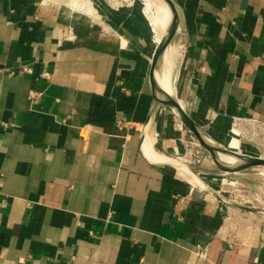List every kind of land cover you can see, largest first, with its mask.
Instances as JSON below:
<instances>
[{"label":"crops","instance_id":"0c3cea01","mask_svg":"<svg viewBox=\"0 0 264 264\" xmlns=\"http://www.w3.org/2000/svg\"><path fill=\"white\" fill-rule=\"evenodd\" d=\"M174 1L186 114L210 136L264 124V0ZM73 16L0 0V264H264L262 209L144 153L142 126L154 119L157 154L182 127L166 112L156 129L139 23L125 17L121 41Z\"/></svg>","mask_w":264,"mask_h":264},{"label":"rangeland","instance_id":"374dc122","mask_svg":"<svg viewBox=\"0 0 264 264\" xmlns=\"http://www.w3.org/2000/svg\"><path fill=\"white\" fill-rule=\"evenodd\" d=\"M64 1L65 0H61V2H57L61 4V5L59 4L58 6L57 4L50 5V3H47L46 0H42V3H44V5H46L47 3L48 7H51L54 13L59 14L61 12L63 14L69 15L68 11L71 12V10H69L68 7L66 6H62L64 5L63 4ZM130 2H133L131 7L129 5L130 4L129 1L127 0H89V2L87 3H90L88 6L91 7V11L93 12L91 16L84 13L80 14V12H72L70 15H72V17H74L73 15L79 16L80 19L79 22H81L82 24L85 23L89 25L91 27L90 29H94V27H96V29L101 30V32L104 35H109L117 39H120L119 37L120 35L122 36L121 30L119 29L120 22L125 17L132 16L134 17L133 19L135 20V23L136 22L139 23L140 27L144 30L147 39L151 43L152 35L150 33V30L146 24V21L141 17L138 11L142 9L141 0H130ZM59 7H61V9ZM134 8L135 10H133ZM123 38L124 37L122 36V39ZM175 43H177L176 38L173 41V44ZM151 46L152 48L156 47L153 45ZM176 62L172 74L173 77L178 73ZM165 109L166 111L165 110L164 111L167 112V115H170L171 118L174 117L173 113L168 108ZM165 117H166V113H165ZM172 121L174 122V125H176L175 128L182 127L181 130H179L182 133V135L178 139L180 146L176 147L175 143L170 144L171 148L165 146V151L167 154H163V155L174 157L175 159H177L176 162L193 166V169L196 172L206 170L209 172L219 173L214 166L206 167L204 165L206 161L210 160L209 155L204 153V151L198 145L194 137L193 139L191 138L192 135L190 136V134H188L184 126H182L176 120H172ZM236 124H238L239 127H237ZM253 124L254 125L248 124V121L236 120L235 122H232L231 129L228 133L229 135L227 136L222 135L223 133H218L217 135L212 134L211 138L213 139H211L210 137L209 139L217 145L219 144L223 145L225 148H229V149L231 148L235 150L239 146L241 150L245 152L247 151V153L249 154H253V155L256 154L258 155L259 158H264V124L261 123H253ZM201 129L206 134V136H210L208 134L210 133L211 130L210 127H208V125L206 126L204 125L203 127H201ZM159 133L160 132H158L157 134ZM149 134L150 137L152 138V141L154 142V140L156 139V130H154L153 127H151ZM231 138H233V140H231ZM232 141L236 142L238 146L235 144H231ZM196 172L194 173L196 174ZM201 175L206 177H213V178L218 177V176H209L203 174ZM185 179L191 184V181L188 178ZM228 179L233 183L241 182L245 184L247 188L246 190L249 193L253 195L256 194L260 198L261 201L260 204H256L258 208L264 209V170L263 169L248 170L243 173L230 175L228 176ZM213 184L214 182L210 183V187L208 186L207 187L213 190L214 192H216L217 195H219L222 199L232 203V205L234 204L241 206L250 205L248 203H243L242 201H240V199L232 196L228 192H223L222 190L225 187H223L222 184L218 185L220 184V181H217L215 183V186ZM232 189L234 188H229L227 190L232 191ZM198 191L200 190L198 189Z\"/></svg>","mask_w":264,"mask_h":264},{"label":"bare ground","instance_id":"6f19581e","mask_svg":"<svg viewBox=\"0 0 264 264\" xmlns=\"http://www.w3.org/2000/svg\"><path fill=\"white\" fill-rule=\"evenodd\" d=\"M127 1H129V3H130L129 5L131 7L133 2H130V0H127ZM46 2L50 3V5L51 4H57V6H58L60 3H57V2H61V0H46ZM87 2H89V0H65L63 2L64 5H62V6H66V7H68L69 10H71V12L68 11L69 15L72 12H80V14L84 13V14L91 16V14H93V12L91 11V7L88 6L90 3H87ZM141 2H142V5H141L142 9L138 10V11H139L141 17L146 21V24L150 30L151 35H152L151 36V45L157 46V44L159 43V41L161 40V38L163 37V35L165 34V32L167 31V29L169 28V26L172 22L170 11H169L166 3L163 0H141ZM47 3H46V5H48ZM133 10H135V8ZM68 19H69V17H68ZM119 37H120V40L123 41L122 36L120 35ZM181 52H182V46L180 44H178V43L170 44L167 47V49L165 50V52L163 53L161 62L159 63L157 70H156V77H157L158 83L161 85V87L166 92L170 93L173 96H176V92H177V88H178V81H179V73H177L174 77L172 76V74H173V71L175 68V62L178 59ZM165 113L166 112L164 111V108H162L160 111H158V113H156L157 114L155 117L156 129H157L158 123L164 121ZM175 119H176V121H178L181 124V122L176 117H175ZM153 121H154V119L152 120L151 124L148 126L147 130L144 131L145 135L143 138V142L141 144L144 153L151 160L169 163L170 168L174 169L181 177L188 178L191 181V185H193V187H195L197 190L199 189L200 191H205V190L207 191L208 190L212 193L217 194L216 192H214L213 190H211L208 187H210V183L214 182L213 185L215 186V183L217 181H220V184H218V185L222 184L223 187H225L222 190L223 192H228L232 196L240 199V201H242L243 203H248L252 207H254L256 209H262L264 211L263 208H258V206L256 205V204H260V202H261L258 195H256V194L253 195V194L249 193L246 190L247 188H246L245 184H243L241 182L233 183V182L229 181L228 176H225L222 174H219V175L213 174L212 172H209L206 170L200 171L198 174L192 173L186 165L181 164L179 162H176L177 159H175L174 157H169V156H166L163 154H157L153 148V141H152V138L150 137V134H149V131L153 125ZM236 126L239 127L238 124H236ZM209 137L211 138V136H209ZM211 139H213V138H211ZM231 140H233V138H231ZM231 144L237 145V143L233 142V141ZM219 146L222 148H225L223 145L219 144ZM225 149L233 151V152L237 153L238 155L259 158L258 155H256V154H254V155L249 154V153H247V151L245 152V151L241 150L239 148V146L235 150L231 149V148L230 149L225 148ZM220 158H221V161H223L224 163H229V164L233 163V160L229 157L220 156ZM235 163H237V162H235ZM204 165L206 167L214 166L211 159L209 161H206ZM261 169L264 170V168H261ZM201 174L209 175V176H218V177H215V178L206 177V176H202ZM228 187L234 188V189H232V191H229V190H227V189H229Z\"/></svg>","mask_w":264,"mask_h":264},{"label":"water","instance_id":"95a60500","mask_svg":"<svg viewBox=\"0 0 264 264\" xmlns=\"http://www.w3.org/2000/svg\"><path fill=\"white\" fill-rule=\"evenodd\" d=\"M171 14L172 22L154 49L150 59L149 67V82L151 86L153 100L156 104H160L168 108L173 115L181 122L187 131L195 138L204 153L208 154L212 160L216 170L219 174L230 176L243 173L248 170L264 168V158L248 157L238 155L237 153L228 149L222 148L212 142L208 136L203 132L201 127L197 125L184 111L177 98L170 93L166 92L157 81L156 70L161 62L163 53L167 47L173 43L179 33V16L174 0H163ZM144 133V132H143ZM220 156L229 157L233 163H224L221 161ZM237 162V163H235ZM180 163V162H179ZM182 164V163H181ZM185 165V164H184ZM208 191V190H207ZM210 192V191H209ZM217 199L223 201L225 204H231L229 201L222 199L219 195L210 192ZM235 205V204H234ZM237 206V205H236Z\"/></svg>","mask_w":264,"mask_h":264},{"label":"built area","instance_id":"2783aa9c","mask_svg":"<svg viewBox=\"0 0 264 264\" xmlns=\"http://www.w3.org/2000/svg\"><path fill=\"white\" fill-rule=\"evenodd\" d=\"M41 77L44 78V79H47L49 78V74L48 73H42L41 74ZM31 98H35L38 96L37 93H32L31 95ZM236 120H242V121H248V124H251V125H254L253 123H258L256 120H253V119H243V118H238V117H235L233 118V122H235ZM147 128V125H144L140 128L141 132L143 133L145 131V129ZM191 138L193 139V137L191 136ZM219 194V193H218ZM219 200V199H218ZM220 201V200H219ZM223 204H225L223 201H221ZM197 254L202 257V258H205L206 257V249L205 248H199L198 251H197Z\"/></svg>","mask_w":264,"mask_h":264}]
</instances>
